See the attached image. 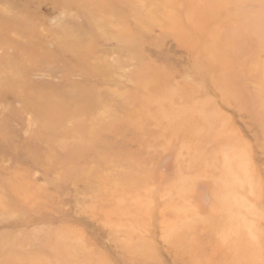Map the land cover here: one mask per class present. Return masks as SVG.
Instances as JSON below:
<instances>
[{
    "label": "rangeland",
    "instance_id": "374dc122",
    "mask_svg": "<svg viewBox=\"0 0 264 264\" xmlns=\"http://www.w3.org/2000/svg\"><path fill=\"white\" fill-rule=\"evenodd\" d=\"M0 264H264V0H0Z\"/></svg>",
    "mask_w": 264,
    "mask_h": 264
}]
</instances>
